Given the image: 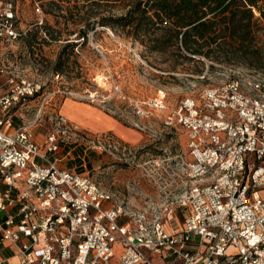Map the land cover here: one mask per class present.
I'll return each instance as SVG.
<instances>
[{
    "label": "built area",
    "instance_id": "2783aa9c",
    "mask_svg": "<svg viewBox=\"0 0 264 264\" xmlns=\"http://www.w3.org/2000/svg\"><path fill=\"white\" fill-rule=\"evenodd\" d=\"M15 21L0 0V47L20 38ZM236 72L174 107L164 91L131 103L187 139L137 165L154 199L132 208L60 167L54 133L42 145L13 125L25 91L0 95V245L17 264H264V81Z\"/></svg>",
    "mask_w": 264,
    "mask_h": 264
},
{
    "label": "rangeland",
    "instance_id": "374dc122",
    "mask_svg": "<svg viewBox=\"0 0 264 264\" xmlns=\"http://www.w3.org/2000/svg\"><path fill=\"white\" fill-rule=\"evenodd\" d=\"M11 1L21 36L0 47V95L17 86L26 93L12 109L18 119L13 125L29 126L42 145L46 136L54 133L59 163L73 162L71 171L88 176L115 201L130 208L154 199L153 188L137 165L164 149L186 150L187 143L179 128L164 127L157 116L137 115L131 103L149 101L164 91L167 104L174 107L186 97H197L204 89L227 81L236 71L264 81V57L260 61L249 55L224 60L187 54L191 58H184L171 48L151 50L149 37L153 33L165 38H170L169 34L151 27L143 35L146 20L142 19L136 36L139 13L122 18L130 0L108 4L100 0ZM254 14L259 16L255 10ZM260 25L258 38L264 48V23ZM85 29V39L79 38V31ZM66 100L106 116L126 136L114 129L93 132L68 120L58 124L61 116L66 118L62 111ZM63 148L71 154L64 157ZM4 189L0 185V191ZM11 254L9 248L0 246L1 257ZM8 264L14 263L10 259Z\"/></svg>",
    "mask_w": 264,
    "mask_h": 264
},
{
    "label": "trees",
    "instance_id": "16d2710c",
    "mask_svg": "<svg viewBox=\"0 0 264 264\" xmlns=\"http://www.w3.org/2000/svg\"><path fill=\"white\" fill-rule=\"evenodd\" d=\"M96 2L97 0H92ZM108 4L121 0H100ZM124 17L139 13L135 22V35H143L150 28L165 30L170 38L156 32L149 37V48L164 52L171 48L184 58L194 57L241 59L249 55L252 60L264 57L258 32L264 23V0H130ZM254 10L259 14L255 16ZM90 24H88L89 26ZM106 26L107 23L100 24ZM125 23L124 26H127ZM163 26V27H162ZM164 28V29H163ZM154 32V31H153ZM87 30L79 31V38ZM175 38L174 41L171 38Z\"/></svg>",
    "mask_w": 264,
    "mask_h": 264
},
{
    "label": "crops",
    "instance_id": "0c3cea01",
    "mask_svg": "<svg viewBox=\"0 0 264 264\" xmlns=\"http://www.w3.org/2000/svg\"><path fill=\"white\" fill-rule=\"evenodd\" d=\"M73 108L78 114L80 113V114H83L84 116H86L83 119H75V118H71V117L67 116V118H69L73 122L77 123L78 125L83 126L84 128H88L89 130H92L93 132L94 131L95 132L104 131V130H108V129H117L118 133L122 137L126 136V133H124L121 130L120 126L117 123L113 122L111 119L107 118L106 116L98 115L97 113L94 112V110H90V108H88V107L78 105L75 103L73 104ZM14 119H17V118L13 117V120ZM62 150L65 152L64 157H67L68 155L71 154L70 150H66L64 148ZM56 156L59 157V155H57V154H56ZM71 158L73 159L72 156H71ZM59 166L66 168V169H70V170L75 167L73 162H67L66 164L59 163ZM166 227H167L168 231L172 230V228H173L170 225H167ZM196 240H197V238L194 237L193 238L194 243ZM0 246H3L4 248H9L12 252V254L9 257L4 258V257L0 256V260H5L6 264H8V261L11 259L14 264H17V258L15 256V250L12 247H9L7 245H0ZM155 260L157 263H163L164 261H169L170 259H168V260L155 259Z\"/></svg>",
    "mask_w": 264,
    "mask_h": 264
},
{
    "label": "bare ground",
    "instance_id": "6f19581e",
    "mask_svg": "<svg viewBox=\"0 0 264 264\" xmlns=\"http://www.w3.org/2000/svg\"><path fill=\"white\" fill-rule=\"evenodd\" d=\"M100 81L102 82V79H100ZM73 102L71 100H66L64 102V105H63V113L64 115H66V118L67 116L71 117V118H75V119H83L85 118L86 116H84L83 114H78L74 108H73ZM65 118V117H64ZM65 118V119H66ZM66 120H68L69 122H72V123H75L73 122L72 120H70L69 118H67ZM77 124V123H75ZM97 124V123H96ZM96 126V125H95ZM115 132H117L118 130L117 129H114Z\"/></svg>",
    "mask_w": 264,
    "mask_h": 264
}]
</instances>
